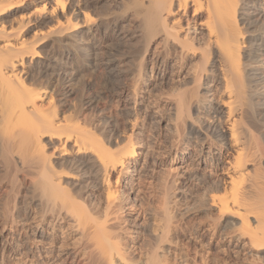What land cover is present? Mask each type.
Returning <instances> with one entry per match:
<instances>
[{"label": "bare ground", "instance_id": "6f19581e", "mask_svg": "<svg viewBox=\"0 0 264 264\" xmlns=\"http://www.w3.org/2000/svg\"><path fill=\"white\" fill-rule=\"evenodd\" d=\"M0 215V264H264V0H0Z\"/></svg>", "mask_w": 264, "mask_h": 264}, {"label": "rangeland", "instance_id": "374dc122", "mask_svg": "<svg viewBox=\"0 0 264 264\" xmlns=\"http://www.w3.org/2000/svg\"><path fill=\"white\" fill-rule=\"evenodd\" d=\"M193 64H195V60L192 59V58L191 59L190 58L189 59L187 58L183 62H181L180 64H176L174 61H172V59H169L166 62V64L163 65V67H160V70H159L160 72L159 73H161V77H160V79L158 81H155V84L158 82L156 85L154 84V82L151 83L150 85H148L147 83L150 81V80H147L148 79V74L144 76V80L142 82V86H144L146 89L144 90V92H143L142 95L145 98H149V99L150 98L153 99L155 96L159 97L158 95H160L162 98L166 99L168 97L166 95V93H167L168 90H169L168 91V93H169L168 95H171V94H173L172 92H176L177 86H179L178 87V90H179V88L180 89L181 88L183 89V86L184 85H182V84H185V82H187L186 80H188V83H189V79H190L189 77H191V73L193 72V66H194ZM183 78H184V80H183ZM172 79H174V80H172ZM181 79H182V81H181ZM108 81L109 80H107V84H106V82H105V84H103L104 83L103 82L102 83L103 85L101 83H99L100 85L97 84V86H99V88H100V90L98 89L100 92L109 91L112 88V87H107V86L110 83L111 84L109 86H111V85L113 86V81L111 80V82L109 81V83H108ZM94 82H95V80L92 81L93 84L96 83V82L95 83ZM188 83H187V85H189ZM153 84L155 85L154 87H153ZM187 85H185V86H187ZM102 86H105V87H102ZM169 88H172V89H175V90L174 91H170L172 89H169ZM147 89H148V92H147ZM164 99H162V100H164ZM203 111L204 110H202V109L199 110V115L201 117L203 115ZM169 113H171V112H169L168 109L167 110L166 109L164 110L163 115H162V118L160 120V124H159V126L161 128V134H160V141H161V143L160 144L163 145V146H161L163 149H165V147L169 145L168 143H170V141H172L171 139L173 138V136H172L173 132H172V130H170L171 129L170 126H171L172 121H170L171 117H169V116H171V115ZM169 121H170V123H169ZM163 134H165V135H163ZM168 134H169V136H168ZM169 137H171V138H169ZM163 141H165L164 142L165 144H162ZM194 153H195V150L192 147H189L186 150L181 151L179 153L177 159H174L173 166L176 165L179 161L185 160V162L181 164L182 167L180 166L181 167V170H183L182 172H184V173L187 172V169L186 168H188V165H185L187 163V164H192L193 166H196V168L200 172L205 171V173H208L209 170H210L209 165L206 164L205 162L204 163L203 162L202 163L201 162H198V160L196 158L197 156L196 157L194 156V155H196V153L195 154ZM191 154H194V155H191ZM191 206L193 207L192 202H188V204L187 203H185V204L184 203H181L180 206L178 207V209H179V211H181V213L189 214L192 211V207ZM190 207H191V209H190ZM0 219H1V215H0ZM0 252H1V249H0ZM213 252H214V250H213ZM215 253L216 252H214V253L211 252V257H212V260L211 261H214V262H209L208 264H212V263L222 264L223 261L221 260V254H217V253L215 254ZM0 254H2V253H0ZM5 256H6V254H4V253H3V255H0V261L1 260L3 261V258ZM9 258H10L11 261L13 260V257L11 255H10ZM16 259H17V257L15 258V260ZM2 261L0 263H2ZM13 264H18V263L15 261Z\"/></svg>", "mask_w": 264, "mask_h": 264}]
</instances>
